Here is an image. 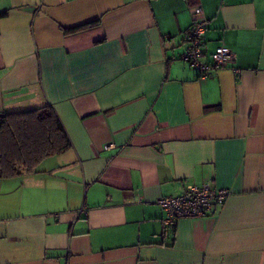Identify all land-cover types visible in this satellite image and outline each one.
Returning a JSON list of instances; mask_svg holds the SVG:
<instances>
[{
	"label": "crops",
	"instance_id": "0c3cea01",
	"mask_svg": "<svg viewBox=\"0 0 264 264\" xmlns=\"http://www.w3.org/2000/svg\"><path fill=\"white\" fill-rule=\"evenodd\" d=\"M44 104L71 147L0 178V264H264V0H0V112ZM190 184L229 194L165 228Z\"/></svg>",
	"mask_w": 264,
	"mask_h": 264
},
{
	"label": "trees",
	"instance_id": "16d2710c",
	"mask_svg": "<svg viewBox=\"0 0 264 264\" xmlns=\"http://www.w3.org/2000/svg\"><path fill=\"white\" fill-rule=\"evenodd\" d=\"M70 147L68 134L51 105L0 112V178L35 171L42 159Z\"/></svg>",
	"mask_w": 264,
	"mask_h": 264
},
{
	"label": "built area",
	"instance_id": "2783aa9c",
	"mask_svg": "<svg viewBox=\"0 0 264 264\" xmlns=\"http://www.w3.org/2000/svg\"><path fill=\"white\" fill-rule=\"evenodd\" d=\"M192 23L186 32L187 46L182 57L188 61L197 71V78L205 80L210 77V70L220 68L233 60L232 51L223 45L217 46L210 53V61H204L205 46L203 35L208 25L200 5L191 8ZM229 190L226 188H214L208 184H190L183 193L176 196H163L157 204L164 210L162 222L165 228L176 226L182 218L205 217L216 207L221 206Z\"/></svg>",
	"mask_w": 264,
	"mask_h": 264
}]
</instances>
